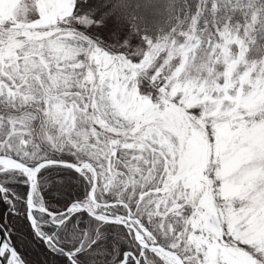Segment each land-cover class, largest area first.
I'll use <instances>...</instances> for the list:
<instances>
[{
	"label": "snow or ice",
	"instance_id": "snow-or-ice-1",
	"mask_svg": "<svg viewBox=\"0 0 264 264\" xmlns=\"http://www.w3.org/2000/svg\"><path fill=\"white\" fill-rule=\"evenodd\" d=\"M156 2L0 0V264H264V0Z\"/></svg>",
	"mask_w": 264,
	"mask_h": 264
},
{
	"label": "trees",
	"instance_id": "trees-1",
	"mask_svg": "<svg viewBox=\"0 0 264 264\" xmlns=\"http://www.w3.org/2000/svg\"><path fill=\"white\" fill-rule=\"evenodd\" d=\"M163 13V14H162ZM162 15L159 16V19L160 20H163V21H168V17H169V10H168V7H167V4L166 6L163 8V11H162ZM149 20H152V17H147L146 18V22L150 23ZM159 20V21H160ZM158 21V23H159ZM157 23V22H156ZM73 183L77 184L78 187L73 189L71 195L73 198H75L78 194L80 196L83 195L84 193V188L83 186H79V181H75L73 180ZM52 201H53V204L54 206H57L59 207L60 204H56V201H61V203L63 202L64 199H67V197H61L58 193L56 192H52ZM26 256H27V259L30 261V264H51V261H52V257L51 256H48L47 255V252L45 250H42L41 247L33 244L26 252Z\"/></svg>",
	"mask_w": 264,
	"mask_h": 264
},
{
	"label": "rangeland",
	"instance_id": "rangeland-1",
	"mask_svg": "<svg viewBox=\"0 0 264 264\" xmlns=\"http://www.w3.org/2000/svg\"><path fill=\"white\" fill-rule=\"evenodd\" d=\"M165 6H166L165 0H157V2L151 8L142 9L139 12V15L142 17H145V18L150 17V16L152 17V20H149L150 23L149 22L147 23L148 26L162 27L167 22L160 20L161 18L159 19V16H161L163 14L162 11H163V8ZM158 21H159V23H158Z\"/></svg>",
	"mask_w": 264,
	"mask_h": 264
}]
</instances>
